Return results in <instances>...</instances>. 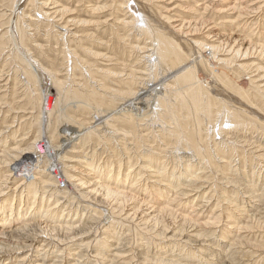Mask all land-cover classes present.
<instances>
[{"label": "bare ground", "instance_id": "1", "mask_svg": "<svg viewBox=\"0 0 264 264\" xmlns=\"http://www.w3.org/2000/svg\"><path fill=\"white\" fill-rule=\"evenodd\" d=\"M14 1L21 3L22 0ZM39 1H28L27 6L32 7V12L29 11L28 14L21 12L24 17L22 21L28 22L26 29L34 27L38 30L44 25L46 28L50 27L51 30L53 27L49 22H42L43 18L47 17V12L43 10L49 9V6L50 9L55 10L60 5L57 2H50V0H43L41 3ZM147 1L150 3V8H153L157 2L153 5L152 0ZM237 1L240 2L239 5H236ZM244 1L235 0L234 2L233 8L238 9L239 16H236L238 18H240L241 12L246 11L243 8L245 5L241 7V2L244 3ZM111 3V9L113 7L114 11L130 9L132 12L134 7L138 9L136 0H112ZM253 3L251 4L253 5ZM53 5L54 7L51 8ZM132 6L134 7L132 8ZM207 6L202 9L203 13L207 11ZM63 7L61 6L55 12L61 14L59 22L55 23V27L58 28L54 33V41L56 42L63 39L66 41L67 34H71L69 26L71 25L72 13ZM97 7H91V11H99ZM10 8L13 9L12 13H14L16 8L14 9V6ZM229 8L228 11L231 10ZM188 10L193 12V9ZM216 10L218 13L220 12L219 9ZM129 12L126 11L125 13L130 14L131 12ZM35 13L39 18H36ZM132 13L128 17L130 21L125 20V18L116 21L127 34L126 36L122 35L120 40L128 41V38L133 37L135 32H138L139 35H135L133 38H138L136 40L139 41L143 38V46H139V43L136 46L134 44L131 46L132 50L142 55L140 60L143 61H139L144 63L143 69H137L138 67L135 68V66L133 68L132 65L131 67L128 66L129 69H127L128 67L124 69L122 66L124 70L121 71L110 67L99 70V68L95 69L93 65H88L86 66L88 67L87 70L83 72L84 84L78 86L73 84L74 80L70 78L73 77L72 74L67 73L65 79L59 80L56 74L47 70L51 66L45 69L38 60L31 56L21 59L19 54L17 55L16 58L22 61L24 78L28 85H30L29 81L36 82L37 78H40L38 76L42 77L43 74L48 75L49 81L42 83V85L46 84L44 89H39V85L34 88L33 84V86H29L30 88L27 85V89H24L28 90L26 107L29 106V108L17 109L20 113L32 115L35 121V125H31L35 129L34 137L28 141L24 139L17 141L19 129L7 134L5 140L4 137L1 140L0 136V165L8 168L2 175L4 180H0V196H2L0 202V264H25V257L17 261V259L11 258L13 256L10 255L11 252L13 250L19 252L36 249L39 245L38 242L42 250H45L53 243L49 242L51 239L66 241L75 237L87 236L95 227L92 228V226L105 217V225H107L103 231V237L96 240L93 251L88 252L89 248H92L93 242H86L80 246L76 244L78 246L76 249L78 251L77 257L68 264H96L97 262H99L98 264H115L120 259V261L127 260V263L136 260L140 264H191V262L193 264H248L253 259H257L256 252L263 254V256L258 254L260 260L264 259V240H252L247 236L248 234L242 235L243 233H241L243 231L252 232V229L264 230V145L260 140L261 136L264 137V85L257 86V83L262 82V79L264 80V63L262 65L252 63L250 67L240 63L253 57L259 62L260 60L264 62V45H256L251 40L246 42L238 38L233 39L228 37V34H225L228 38L220 37L217 34L212 35L215 28L210 27L206 21H202V17L194 21H185L183 18L177 26L173 27L174 30L176 29V34H181L180 36L185 38L189 32H192L190 36H195L196 33L205 30V32L200 33L203 34L204 40L202 42L192 40L193 51L185 53L179 43L170 38L165 33V28L158 24L160 19L158 21L151 19L143 12L141 15ZM198 16L200 15L198 14ZM54 19L56 20V18ZM234 22L236 21L232 20L229 24L233 26ZM81 24L86 26L89 22L80 21L79 27ZM18 26L19 23L17 22L15 29L20 31L21 28ZM70 29L73 30V28ZM184 29L192 31L186 32ZM49 34L48 36H50ZM111 34L116 40L120 35L116 30H111ZM10 35L12 36V34ZM75 35L72 36L73 40ZM11 36L7 40L15 38H11ZM84 36L87 41L91 39L93 42L96 41V37L90 33ZM209 38H215L214 42H219L220 38L223 40L219 45L213 46L212 43L205 42ZM19 39L21 42V38ZM97 40L100 41V45L104 44H102L101 39ZM17 41L19 42V40ZM10 42L12 43V41ZM70 42L72 43V41ZM21 45L24 44L21 43ZM12 47L17 49V47ZM40 47L37 46L36 49L41 51ZM4 50L2 51L4 52ZM24 50L27 51V48L25 47ZM81 51L85 56L107 58L106 55L103 56L105 53L99 55L91 48H82ZM68 52L71 54L68 53L65 59L73 64L69 71H75L73 67L81 62L82 58L75 53L73 54L70 49ZM110 55L112 56L113 53ZM221 56L228 57L222 59ZM11 59L9 58V60ZM247 68L254 69L251 74L256 72L254 75L257 79L253 77L254 75H249L250 71L248 76L245 74L247 84L250 86V89L245 90L246 87L245 89L241 87L237 79L243 78L244 75L242 77L240 75L246 72ZM259 72L263 73V77L257 75L260 74ZM7 82L6 80L0 86V90L1 88L5 90L0 93H6L5 96H0V102L6 99L9 92L13 91L12 88L9 91ZM247 84L244 83V86ZM51 91L54 92L53 97L50 95ZM12 98L15 99V97ZM1 106L8 108L6 112H12L14 109L6 102L1 103ZM27 110L29 112H26ZM28 116L27 118H30ZM23 122L24 119L21 124ZM2 123L4 124L5 121ZM31 124L33 123L31 122ZM25 128L27 127L25 126ZM252 132L257 133V136L261 135L260 138L259 136L258 139L249 137L248 133ZM7 144L8 146H6ZM97 149H101L103 154L106 152L109 154L105 162L97 161ZM132 153L135 154V162L132 160ZM252 158L255 159L254 165V162L250 161ZM248 162L250 166H246ZM50 168L63 181L66 186L65 191L56 189L57 184L50 170H48ZM177 169L180 170L175 174ZM71 172L73 174H70ZM10 177L13 178V182L9 186L7 182ZM203 180L206 182L221 180L224 183V187L223 185L220 188L215 186V190L212 192H210L212 188H208L210 189V196H218V199L221 200L219 203L226 204L224 207L222 204L223 210L221 212H224L225 222H228V226L223 224L226 231L224 234H220L216 242L217 246L224 245L225 248V256L221 257L224 259L222 263L219 261L220 255L216 257L218 261L210 262L209 260L214 256L212 252L207 251L209 248L212 249L207 244L210 243L209 238L215 236V232L207 230V226L211 225L208 228L214 229L215 227L212 228L214 223L210 224L211 222L207 223V221L199 223L196 220L198 217H187V214L185 217L180 213L177 214L176 211L179 209V203L183 201V197L192 196L191 193L197 196L198 186ZM7 189L9 191L4 192ZM71 190L74 191L73 196L65 199V194ZM141 195L142 198L140 199ZM7 196L8 198H6ZM25 198H28L26 208ZM161 199L171 201L162 203ZM17 202L19 206L24 205L28 211L26 212L25 209L17 210L15 206ZM80 203L84 206L81 207ZM43 204L41 219L46 221L47 218H51L50 225L42 222L38 217L36 218L38 220L35 221L34 219L41 213ZM174 205V209L171 208ZM78 210L82 212L83 219L86 217L84 222L79 223L74 221L75 219L71 221L73 216L74 218L77 216ZM23 219L25 223L13 225V223H19L17 221ZM122 220L130 222L135 230L141 231L142 234L144 233L143 236L148 238L143 239V243L138 241L139 246H137L143 249H140L139 252L133 250L132 256L129 258L123 257L124 254L120 252L124 247H127V243H125L127 237L121 239L120 233L116 232L115 228L113 229L114 223ZM41 222L45 225H42ZM118 233L120 236L116 238ZM46 235L47 238H45ZM221 235H223L222 239H220ZM112 236L116 240L115 242L111 241L113 244L109 245ZM157 241L164 244L161 250H156L157 248L154 250L155 247H158V245L155 246ZM181 241H184L182 245ZM178 244L188 248L179 251V254L183 253L184 257L172 254L167 256L174 247L176 250L177 247L174 245L178 246ZM113 245H115L114 249ZM50 248L52 252L61 255L57 249ZM109 252L114 254H111L108 260L106 255ZM213 252L216 251L213 250ZM89 254L92 255V260H87ZM82 257L86 259L80 260ZM202 259L207 260V262L204 260L203 263ZM104 260L106 262H103ZM62 261H52L50 264H63L64 261ZM260 263L258 262V264Z\"/></svg>", "mask_w": 264, "mask_h": 264}, {"label": "rangeland", "instance_id": "2", "mask_svg": "<svg viewBox=\"0 0 264 264\" xmlns=\"http://www.w3.org/2000/svg\"><path fill=\"white\" fill-rule=\"evenodd\" d=\"M4 1V2H3ZM10 3H9V2ZM19 1V0H18ZM28 1L29 0H22L21 1V3H16L14 0L12 1V0H0V9H2V10H0V53L2 54H0L1 56H0V70L2 71H0V86H1V84H3L6 80L8 81L7 83H8V86H9V91H10V88H12L13 89V91H11V92H9L8 93V95L6 96V99H4V101H2V102H0V130H2V131H0V136H1V140L3 139L2 137H4V140H5V137L7 136V134H10L11 132H13V131H15V130H18L19 129V133H17V136H18V138H17V141H19V140H21V139H24L25 141H28L31 137H34V135H35V129H34V127H32L31 125H35V121H34V119H33V117H32V115L30 116V114H23V113H20V112H18L17 111V109L18 108H23V107H25V108H29V106L28 107H26V97H27V93H28V90L26 91V89H27V83H26V79L24 78V68H23V66H22V61L21 60H19L18 58H16L17 57V55L19 56V57H21V59H23V57H27V56H31V57H33V58H35L36 60H38V62L39 63H41L42 65H43V67L45 68V69H47V67H49V66H51V68L49 67L47 70L49 71V72H51V73H53V74H56V76L58 77V79L59 80H62V79H65V77H66V74L68 73V74H72L71 76H73V77H70V78H72L71 80H74V85H78V86H80V85H83L84 84V79H83V77H84V70H87V68L88 67H86V66H88V65H93V67L95 68V69H97V68H99V70H100V68L101 69H107V68H113V69H117V70H119V71H121L123 68L125 69V67H131L132 65V67L134 68V66H135V68H137V69H143V67H144V63L142 62H140V61H143L142 59L140 60V58L142 57V55L141 54H139V52L137 53V51H135V50H132L131 49V46H133V44L136 46V45H138V43L140 44L139 46H143L142 45V40H143V38H141V40L139 41V40H136V39H138V38H133L135 35H139V34H137L138 32H135L134 33V36L133 37H130V38H128V41H122V40H120V38L122 37V35L123 36H126L127 34H125V31L122 29V27H120L121 25L119 24H117V21L116 20H122V19H124L125 18V20H128V21H130V19L128 18L129 17V15L132 13V12H134L135 14H138V15H141V12H143L146 16H148V17H150L151 19H154V20H156V21H158L159 19L161 20H159L158 21V24H160L163 28H165V33L170 37V38H172L173 40H175L176 42H178L179 43V45L181 46V48H182V50L185 52V53H187V52H191V51H193V48H194V46H193V44H192V40H196V41H203L204 40V38H202V35L203 34H200V33H202V32H205V30H203L202 32H200V33H196V35L195 36H190L191 35V33L192 32H189V31H192V30H185L184 29V31H186V32H189L187 35L188 36H185V38L183 37V36H180V35H178V34H176L175 33V30L173 29V27L174 26H177L181 21H182V19L184 18L185 19V21H188V20H197V19H200L201 17V20L202 21H206L207 22V24L208 25H210V27H212L213 29H214V33H212V35H215V34H217V35H219L220 37H223V38H226L227 36L228 37H231V38H238V39H242V40H244V41H246V42H249L250 40L253 42V43H256V45H258L259 44V46L260 45H264V0H245L244 1V3L243 2H241V7H243L244 5L247 7V9H246V7L244 6L243 8H245V12L247 13V14H243V13H245V12H241V15H240V18H238V17H236V16H239V12H238V9H236V8H233L234 6H235V0H152L153 1V5L155 4V2H156V4L155 5H157V6H159V7H161V8H159V7H157V6H153V8H150V3L147 1V0H136V5L138 6L137 8L138 9H136L134 6H132V12H131V10L129 9V10H117V11H114L113 10V7H112V9H111V6L110 5H112V0H50V2H57L58 3V5H60L59 6V8H56L55 10L54 9H50V6H49V9H44L43 11L44 12H47V17L46 18H43L44 20L42 21L43 23L44 22H46V23H48L49 22V24H51V26L53 27V29H51L50 30V27H48V28H46V26H41L38 30H36L34 27H31L30 29L29 28H27L26 29V25L28 24V22H25V21H22V18H24L23 17V13L24 12H26V14H28V12L29 11H31L32 9V7L30 6H27L28 5ZM43 0H40L39 1V3H41ZM95 1V2H94ZM143 1V2H142ZM160 1V2H159ZM206 1V2H205ZM256 1H259V2H256ZM8 2V3H7ZM142 2V3H141ZM193 2H194V4H193ZM204 2V3H203ZM249 2H251V3H253V5L251 4V3H249ZM147 3V4H146ZM158 3V4H157ZM196 3H198V4H196ZM201 3V4H200ZM221 3H222V5H221ZM239 3L240 2H236V5H239ZM256 3H258V4H256ZM10 4V5H9ZM17 4V5H16ZM88 4V5H87ZM93 4V5H92ZM99 6H98V5ZM104 4V5H103ZM144 4V5H143ZM178 4V5H177ZM188 4V5H187ZM196 4V5H195ZM212 4V5H211ZM234 4V5H233ZM248 4H249V6H248ZM57 5V4H56ZM148 5V6H147ZM193 5V6H192ZM195 5V6H194ZM207 6L208 8L206 9L207 11H205V13H203V10L202 9H204V6ZM11 6H14V13H12V11H13V9L12 8H10ZM61 6H64L63 8H65V9H69L70 10V12L72 13V16L70 17V21H71V25L69 26V30L71 31V34H73V35H75V38H74V40H73V35H71V34H67V40L65 41L64 39L62 40V41H58V42H56V41H54L55 39H54V33H55V31H57L58 30V28H57V26L55 27V23H58L59 22V19H60V16H61V14L60 13H55L56 11H58L60 8H61ZM97 7V8H99L98 10L99 11H97L96 10V12H98V13H96V12H94V11H91V7ZM110 6V7H109ZM177 8H176V7ZM179 6V7H178ZM186 6H188V7H186ZM191 6V7H190ZM199 6V7H198ZM259 6H261V7H259ZM18 7H19V9H18ZM52 7H54V5L53 6H51V8ZM163 7V8H162ZM201 7V8H200ZM230 7V8H229ZM88 8V9H87ZM155 8V9H154ZM185 8V9H184ZM231 9L230 11H228L227 9ZM179 9H181V10H179ZM188 9H193V12L191 13ZM216 9H219L220 10V12L218 13L217 12V10ZM232 9H234V10H232ZM249 9H251V10H254V11H249ZM257 9V10H256ZM48 10V11H47ZM53 10V11H52ZM72 10V11H71ZM89 10V11H88ZM136 10V11H135ZM155 10H158V11H155ZM165 10V11H164ZM187 10V11H186ZM199 10V12H197ZM3 11V12H2ZM126 11H130L129 13L130 14H126L125 12ZM248 11V12H247ZM257 13H256V12ZM8 12H11V13H8ZM21 12H22V14H21ZM32 12V11H31ZM89 12H91V13H89ZM140 14H139V13ZM158 13V15H157V13ZM255 12V13H254ZM18 13V14H17ZM55 13V14H54ZM121 15H120V14ZM195 13V14H194ZM209 13V14H208ZM217 13V14H216ZM226 13V14H225ZM238 13V14H237ZM254 13V14H253ZM31 14H33V13H31ZM133 14V13H132ZM198 14L200 15V16H198ZM216 14V15H215ZM218 14H219V16H218ZM248 14H249V17H248ZM18 15V16H17ZM50 15V16H49ZM59 15V16H58ZM118 15V16H117ZM202 15V16H201ZM243 15V16H242ZM254 15V16H253ZM6 16V17H5ZM35 16H36V18H39L38 17V15H37V13H35ZM55 16H57V17H55ZM196 16H197V18H196ZM230 16V17H229ZM233 16V17H232ZM242 16V17H241ZM50 17V18H49ZM59 17V18H58ZM93 17V18H92ZM220 17V18H219ZM225 17H226V19H225ZM232 17V18H231ZM234 17H235V19H234ZM244 17V18H243ZM11 18V19H10ZM14 18V19H13ZM17 18V19H16ZM49 18V19H48ZM54 18H56V20L54 19ZM80 18V19H79ZM112 18V19H111ZM170 18V19H169ZM206 18V19H205ZM212 18V19H211ZM236 18H238L237 20H236ZM74 19V20H73ZM114 19H115V21H114ZM255 19V20H254ZM14 20V21H13ZM20 20V21H19ZM50 20L52 21L51 23H50ZM55 20V21H54ZM58 20V21H57ZM73 20V21H72ZM100 22H99V21ZM232 20H235L236 22H234V24L236 25H234L233 24V26H231L230 24H229V22L230 21H232ZM241 20V21H240ZM253 20V21H252ZM77 21V22H76ZM80 21H82V22H84V21H87V22H89V24H87L86 26H84L83 24H81V26L79 27V25H80ZM105 21H106V23H105ZM118 21V22H119ZM170 21V22H169ZM213 21V22H212ZM216 21V22H215ZM227 21V22H226ZM262 21V22H261ZM10 22V23H9ZM19 23V26H20V31H18L17 29H15V25H16V23ZM76 22V23H75ZM78 22H79V24H78ZM93 24H92V23ZM96 22V23H95ZM114 22H116V23H114ZM7 23V24H6ZM21 23H23V24H21ZM54 25H53V24ZM98 23V24H97ZM170 23V24H169ZM216 23V24H215ZM254 23V24H253ZM9 24V25H8ZM12 24V25H11ZM107 24V25H106ZM225 24V25H224ZM253 24V25H252ZM14 25V26H13ZM74 25V26H73ZM76 25V26H75ZM90 25V26H89ZM171 25V26H170ZM173 25V26H172ZM222 25V26H221ZM253 27H252V26ZM261 25V26H260ZM10 26V27H9ZM18 26V27H19ZM89 26V27H88ZM119 26V27H118ZM216 26V27H215ZM222 28H221V27ZM260 26V27H259ZM6 27H8V28H6ZM51 27V28H52ZM91 27V28H90ZM111 27H113V28H111ZM247 27H248V29H247ZM255 27V28H254ZM70 28H73V30L72 29H70ZM80 28V29H79ZM90 30V32H89V30ZM110 28V29H109ZM242 28V29H241ZM245 28V29H244ZM257 28V29H256ZM260 28V29H259ZM25 29H26V31H25ZM79 29V30H78ZM173 29V30H172ZM255 29V30H254ZM10 30V31H9ZM39 30H40V32H39ZM54 30V31H53ZM103 30V31H102ZM111 30H116V32L118 31V33L120 34V35H118V39L116 40L115 39V37L114 36H112V34H111ZM126 30V29H125ZM243 30V31H242ZM251 30V31H250ZM15 31H18V32H15ZM22 31H23V33H22ZM28 31V32H27ZM43 31V32H42ZM60 31V30H59ZM248 31H250V32H248ZM19 32H21V34H19ZM31 34H30V33ZM50 34H49V33ZM53 32V33H52ZM128 32H130V31H128ZM4 34V36H3V34ZM6 33V34H5ZM12 34V36L10 35V34ZM27 33V34H26ZM92 34V35H94L96 38H95V40L96 41H92L93 39H91V40H89V41H87V40H85V34ZM122 33V34H121ZM229 33H230V35H229ZM251 33V34H250ZM40 34V35H39ZM48 34L50 35V36H48ZM225 34H228L227 36L225 35ZM250 34V35H249ZM253 34V35H252ZM9 35V36H8ZM18 35V36H17ZM30 35V36H29ZM42 35V36H41ZM81 35V36H80ZM178 35V36H177ZM233 35V36H232ZM258 35V36H257ZM11 36V38H13V37H15V38H13V40L11 39V40H7V39H9L8 37H10ZM17 36V37H16ZM20 36V37H19ZM79 36V37H78ZM116 36V35H115ZM120 36V37H119ZM251 36V37H250ZM26 37H27V39H26ZM29 37V38H28ZM37 37H38V39H37ZM48 37H49V39H48ZM51 37V38H50ZM72 37V38H71ZM98 37V38H97ZM113 37V38H112ZM141 37H144V36H141ZM227 37V38H228ZM249 37V38H248ZM253 37V38H252ZM258 37H260V38H258ZM18 38V39H17ZM19 38H21V42H20V39ZM223 38H220L219 39V42H214L216 39L214 38H209V40H205V42H208V43H212L213 44V46H215V45H219L220 44V42H222V40H223ZM258 38V39H257ZM2 39V40H1ZM71 39V40H70ZM97 39H101L102 40V44L104 43H106L105 45L103 44V45H100V41L99 40H97ZM130 39V40H129ZM185 40V41H183V40ZM211 39V40H210ZM17 40H19V42L17 41ZM47 40V41H46ZM51 40V41H50ZM69 40V41H68ZM126 40H127V38H126ZM249 40V41H248ZM9 41H12V43L10 42L9 43ZM15 41V42H14ZM23 41V42H22ZM70 41H72V43L70 42ZM76 41H78V42H76ZM121 41V42H120ZM132 41V42H131ZM137 41V42H136ZM210 41V42H209ZM213 41V42H212ZM258 41V42H257ZM14 42V43H13ZM32 44H30V43ZM68 42V43H67ZM73 42H75L74 44H73ZM80 42V43H79ZM91 42V43H90ZM117 42V43H116ZM118 42H120V43H118ZM9 43V44H8ZM21 43L22 44H24V45H21ZM71 43V44H70ZM78 43H79V45H78ZM91 45V47H90V45ZM114 43V44H113ZM125 43V44H124ZM131 43V44H130ZM217 43V44H216ZM11 44V45H10ZM12 44H14V45H12ZM39 44V45H38ZM94 44V45H93ZM119 44V45H118ZM59 45V46H58ZM69 45V46H68ZM71 45V46H70ZM108 45V46H107ZM130 46V47H128V46ZM12 46H14V47H17V49L15 48H13ZM21 46H23V47H21ZM40 47V49H41V51H39L38 49H36V47ZM119 46V47H118ZM7 49H6V48ZM11 47V48H10ZM27 48V51H25L24 50V48ZM50 47V48H49ZM75 47V48H74ZM125 47V48H124ZM20 50H19V49ZM43 48V49H42ZM82 48H91V50H93L94 52H98L97 54H99V55H103L104 53V55L103 56H105L106 55V57L108 58H101V57H91L90 55H88V56H85V55H83V53H82V51H81V49ZM104 48V49H103ZM123 48V49H122ZM5 49V50H4ZM13 49H14V51H13ZM70 49V51H73V54L75 53L77 56H81V58H82V60H81V62H78L76 65H75V67H73V70H74V68H75V71H76V73H75V71H69V70H71V66L73 65V64H71V61H69V62H67V60L65 59V56H68V53H69V55L71 54L70 52H68V50ZM121 49V50H120ZM2 50H4V52L2 51ZM126 50V51H125ZM130 50V51H129ZM21 53H19V52ZM23 51V52H22ZM78 51V52H77ZM107 51V52H106ZM109 51V52H108ZM117 53H116V52ZM135 51V52H134ZM13 52V53H12ZM15 52H16V54H15ZM30 53V55H29V53ZM124 52V53H123ZM131 52H132V54H131ZM8 53H9V55H8ZM26 53V54H25ZM78 53H79V55H78ZM113 53V55L111 56L110 54H112ZM135 53V54H134ZM8 56H7V55ZM13 54V55H12ZM15 54V55H14ZM117 54V55H116ZM6 55V56H5ZM12 55V56H11ZM21 55H23V56H21ZM135 55V56H134ZM14 56V57H13ZM122 56V57H121ZM72 57V56H71ZM88 57H89V59H88ZM137 57V58H136ZM222 57V59H227V57L228 56H221ZM9 58H12L11 60H9ZM15 59V61H14V59ZM73 58V57H72ZM84 58V59H83ZM95 58V59H94ZM111 58V59H110ZM123 58V59H122ZM129 58H130V60H129ZM104 59V60H103ZM114 59V60H113ZM259 59V58H258ZM261 59V58H260ZM259 59V60H260ZM2 60V61H1ZM136 60H138V61H136ZM140 60V61H139ZM248 60V61H247ZM247 60H245V61H242V62H240V63H242V64H244V65H249L248 67H250V65L252 64V63H255V64H260V65H262L264 62H261V60H260V62L258 61V60H256V58L255 57H253V58H250V59H247ZM252 60V61H251ZM13 61V62H12ZM115 61H116V63H115ZM128 61H129V63H128ZM254 61V62H253ZM264 61V60H263ZM18 62H19V64H18ZM139 62V63H138ZM15 63H17V64H15ZM69 63V64H68ZM237 63V62H236ZM21 64V65H20ZM50 64V65H49ZM65 64V65H64ZM104 64H106V65H104ZM110 64H111V66H110ZM131 64V65H130ZM140 64H141V66H140ZM238 64V63H237ZM236 64V65H237ZM83 65V66H82ZM109 65V66H108ZM17 66V67H16ZM77 66V67H76ZM80 66V67H79ZM82 66V67H81ZM108 66V67H107ZM121 68H120V67ZM122 66H123V68H122ZM11 67V68H10ZM15 67V68H14ZM119 67V68H118ZM129 67L127 68V69H129ZM17 68V69H16ZM22 69V70H19V69ZM123 69V70H124ZM249 69V70H248ZM252 70L254 71V69L253 68H247L245 71L246 72H244L243 74H241L240 76L242 77L243 75V78H239L240 80H238L237 79V81H238V84H240L241 85V87H244V89H245V87H246V89L245 90H247V89H250V86H248V84H247V81H246V75L248 76V73H249V71H250V73H249V75L250 76H253L254 74H256V72H253L252 74H251V72H252ZM22 71V72H21ZM66 71H69V72H66ZM81 71V72H80ZM74 72V73H73ZM23 73V74H22ZM260 74H257L259 77H263V73L262 72H259ZM16 74V75H15ZM76 74V75H75ZM246 74V75H245ZM263 74V75H262ZM5 76V77H4ZM19 76V77H18ZM44 76V77H43ZM75 76V77H74ZM201 76V75H200ZM256 75H254L253 77H255ZM38 77H40V78H37V81L36 82H34V81H29V83H30V85H32L33 86V88L35 87V86H37V85H39L38 87H39V89L41 88V89H44V87L46 86V84L44 83V85H42V83L43 82H46V81H49L48 79H49V77H48V75H42V77L41 76H38ZM46 77V78H45ZM80 77V78H79ZM256 79H257V77H255ZM4 79V80H3ZM20 81H19V80ZM3 80V81H2ZM12 80V81H11ZM17 80V81H16ZM38 80H40V81H38ZM42 81V82H41ZM262 82H260V83H257V86H260V84H262L261 86H263L264 85V80L262 79L261 80ZM76 82V83H75ZM37 83V84H36ZM244 83L245 84H247L246 86H244ZM36 84V85H35ZM12 85H15V86H12ZM23 85V86H22ZM26 85V86H25ZM30 85H28V88H30L29 86ZM22 86V87H21ZM25 86V87H24ZM15 87V88H14ZM23 88V89H22ZM24 88H26V89H24ZM30 90V89H29ZM1 91H5L4 90V88H1V90H0V92ZM21 92V93H20ZM26 93V94H25ZM11 94H13V95H11ZM20 94V95H19ZM2 95H6V93L5 92H2V94L0 93V96H2ZM50 95H51V97H53V95H54V92H50ZM12 97H15V99H13ZM20 97V98H19ZM25 99V100H24ZM3 102H6V104L7 105H10L11 107H14V109H13V111L12 112H6L7 110H8V108L7 107H3V106H1V103H3ZM12 102V103H11ZM15 105V106H14ZM16 110V111H15ZM21 111H23L22 109H20ZM15 112V113H14ZM26 112H29V110H27ZM20 113V114H19ZM26 115V116H25ZM29 115V116H28ZM17 116V117H16ZM27 116L28 117H30V118H27ZM35 116V115H34ZM17 119H16V118ZM24 119V122L21 124V121ZM27 121H26V120ZM30 119V120H29ZM32 119V120H31ZM3 121H5V123L3 124L2 122ZM31 122L33 123V124H31ZM6 124V125H5ZM8 124H9V126H8ZM5 126H6V128H5ZM25 126L27 127V128H25ZM30 126V127H29ZM226 126V125H225ZM3 127V128H2ZM29 128V129H28ZM8 129V130H7ZM34 129V130H33ZM7 131H8V133H7ZM6 132V133H5ZM26 132V133H25ZM30 132V133H29ZM250 136L249 137H252L253 139H258V136H259V138H260V136L261 135H258L257 136V133H255V132H252V133H248ZM253 134V135H252ZM22 135H23V137H22ZM16 136V137H17ZM20 136V137H19ZM27 136V137H26ZM40 137H41V135H40ZM27 139V140H26ZM38 140V139H37ZM260 140L262 141V145H264L263 143H264V137H262L261 136V138H260ZM15 143V142H14ZM6 146H8V144L6 145ZM12 147V146H11ZM167 148H169L168 146H166ZM162 148H164V147H162ZM97 156H96V159H97V161H99V162H102V161H104L105 162V160L107 159V157L109 156V154L106 152V154L104 153H102L103 151H101V149H97ZM106 151V150H105ZM1 152V151H0ZM106 155V156H105ZM131 156H133V161L135 160V154L134 153H132L131 154ZM253 159V160H252ZM252 159H250V161L253 163V165L255 164V159L254 158H252ZM109 160V159H108ZM135 162V161H134ZM125 163V162H124ZM257 164H259L258 162H257ZM260 165V164H259ZM263 165H264V163H263ZM262 165V163H261V166H263ZM246 166H250L249 165V162L246 164ZM2 168V169H1ZM3 168H5V166L3 165H0V173H1V175H0V180L1 181H3L4 179H3V177H2V175H4L5 174V172L4 171H7L8 170V168L6 169H3ZM247 169L249 168V167H246ZM2 170V171H1ZM49 170V169H48ZM122 170H123V168H122ZM180 170V169H179ZM179 170L177 169V171L175 172V174H177L178 172H179ZM48 172V171H47ZM181 172V171H180ZM246 172V171H245ZM70 174H73L72 172L70 173ZM176 176H178V175H176ZM14 177V176H13ZM210 179V178H209ZM13 182V178L12 177H10L9 178V181L7 182L8 183V185L10 186V183H12ZM213 182H215V183H213ZM6 183V184H7ZM203 183V184H202ZM213 184V185H212ZM223 185V187H224V183L221 181V180H219V181H210V182H206V181H204L203 180V182L201 181L200 182V185L198 186L199 188H198V190L197 191H199L198 193H197V196H196V194H192L191 193V195L192 196H185V197H183L182 199H183V201L181 202V203H179V209H176V211L178 212L177 214H181L182 216H185L186 214L188 215L187 217H192L193 218V216H195V217H198V219H196L195 217H194V220L196 219V220H198L199 221V223L200 222H206L207 221V223H209V222H211L210 224H213L214 223V225L212 226V228H214V229H209L208 227L209 226H211V225H208L207 226V230H209V231H214L215 232V236H213V237H211V238H209V242L210 243H207V244H209V246L213 249V250H215L216 252H213V250L211 249L210 250V248H209V250L207 249V251L208 252H212V254H213V258H214V260H213V258H211V260H209L210 262H216V261H218V259L216 258V257H218L219 255V257L221 258V257H224L225 256V248H224V245H218L217 246V244H216V242L218 241V239H219V236H220V234L222 233V234H224V232L226 231V227L228 226V222H225L226 220V217H225V214H224V212H221V210H223V207H224V204L225 203H222L223 204V207H222V204H220L219 202L221 201L220 199H218V196H210V192H212L213 190H215L214 189V187L215 186H217V187H219L220 188V186H222ZM3 186H4V184H3ZM207 186V187H206ZM210 187V189L212 188V190L209 192V190L210 189H208ZM226 187V186H225ZM7 191H9V189H7V190H5L4 192H7ZM207 194H206V193ZM73 193H74V191H70L68 194H65L66 195V197H65V199H67V198H69V196H73ZM201 194H202V196H201ZM203 194H204V197H203ZM64 195V196H65ZM206 195H208V196H206ZM12 196V195H11ZM196 196V197H195ZM2 196H0V202H1V198ZM10 197V196H9ZM200 197H201V199H200ZM239 197H241V196H239ZM6 198H8V196L6 197ZM5 198V199H6ZM142 198V195L140 196V199ZM196 198V199H195ZM214 198V199H213ZM27 199L28 198H25V202H24V204H25V208H26V204H27ZM212 199V200H211ZM201 200V201H200ZM206 200V202H203V201H205ZM208 200V201H207ZM161 201H162V203H169V201H171V200H169V201H167L166 199L164 200V199H161ZM198 201V202H197ZM195 202V203H194ZM193 203V204H192ZM208 203V204H207ZM210 203V204H209ZM212 203V204H211ZM181 204V205H180ZM198 204V205H197ZM203 204V205H202ZM206 204V205H205ZM214 204V205H213ZM77 206L79 205V204H76ZM83 204H81L80 203V206L81 207H83L82 206ZM176 205V204H175ZM175 205L174 206H171V208H173L174 209V207H175ZM197 205V206H196ZM202 207H201V206ZM226 205V204H225ZM247 205H248V203H247ZM250 206L252 205V204H249ZM16 206V208H17V210H20V211H22V210H24L25 208H24V205H21V206H19V203L17 202V204L15 205ZM43 207H42V209H41V213L40 214H38V216H35L34 217V219H35V221L36 220H38L39 218L41 219V217H42V215H43V208H44V204L42 205ZM208 206V207H207ZM210 206V207H209ZM249 206V207H250ZM194 207H198V209H194ZM214 207V208H213ZM193 211H192V210ZM201 209H202V211H201ZM209 209V210H208ZM190 210V211H189ZM213 210V211H212ZM217 210V211H216ZM220 210V211H219ZM25 211L27 212L28 211V209H25ZM194 211H195V214L193 215V213H194ZM200 211V212H199ZM190 212V214H188ZM192 212V213H191ZM197 212V213H196ZM203 212V213H202ZM208 212V213H207ZM211 212V213H210ZM221 215H220V214ZM223 213V214H222ZM80 214V215H79ZM192 214V215H191ZM197 214V215H196ZM212 214V216H210V215ZM245 214V213H244ZM73 215H75V213H73ZM76 217L74 218V216L72 217L73 219L71 220V221H73L74 219V221H77V222H79V223H81V222H84L85 220H86V217H84V219H83V215H82V212H80V210H78V213H76ZM216 215V216H215ZM32 216H34V215H32ZM31 216V217H32ZM208 216V217H207ZM38 217V219H36ZM108 217V216H107ZM186 217V216H185ZM210 217V218H209ZM217 217H218V219H221V220H219L218 221V219H217ZM206 218V219H205ZM208 218V219H207ZM69 219V218H68ZM105 219H106V217L105 218H102L99 222H97V223H95L93 226H92V230H91V233H89V235H87V236H80V237H75V238H72L71 240H66V241H56L55 239H49L50 241V243L51 242H53L52 244H51V246L50 247H52V249H57V251H59L60 253L59 254H61V255H58V254H56L55 252H52V250H51V248L50 247H48V249H45V250H42V248L40 247L41 245H40V243L38 242V247L36 248V249H30L29 251H25V250H21V251H16V250H13L11 253L12 254H10L12 257L11 258H15V259H17V261L18 260H21V258H23V257H25V261L26 262H28V264H37V263H39L40 262V264H42L44 261V263L45 264H50L52 261H62L63 262V264H68L69 262H72V261H74V259L77 257V250L76 249H78V246H80V245H82V244H86V242H90V243H92V248H89V250H88V252H92L93 251V248L95 247V242H96V240L97 239H99V238H101V237H103V231H104V229L106 228V225H105ZM215 219V220H214ZM42 220V219H41ZM79 220V221H78ZM84 220V221H83ZM104 220V221H103ZM205 220V221H204ZM214 220V221H213ZM35 221H32V222H35ZM51 221H52V219L51 218H47V220L46 221H43L42 220V222H45L47 225H50L51 224ZM224 221V222H223ZM17 222H19V223H13V225H16V224H22V223H25L24 222V219L23 220H20V221H17ZM29 222V221H28ZM28 222H26V223H28ZM31 222V223H32ZM41 222V223H42ZM124 222V223H123ZM217 222H218V224H217ZM31 223H29V224H31ZM102 223V224H101ZM127 223V224H126ZM216 223V224H215ZM105 226H104V225ZM221 224V225H220ZM223 224L225 225L226 224V227L225 226H223ZM42 225H45V224H43L42 223ZM98 225V226H97ZM120 225V226H119ZM220 225V226H219ZM118 226V227H117ZM101 227V228H100ZM120 227V228H119ZM217 227V228H216ZM115 228V231L116 232H119L120 233V235H119V233H118V235L116 236V238H119V236H120V238L121 239H124V238H126L127 239V241H125V243H127L126 245H127V247H124L120 252H122V254H124V255H122L123 257H126L127 256V258H129V257H131L132 255V251L134 250H137L136 252H139V250L140 249H143V248H140V247H138L139 245V242L140 243H143L144 242V240L143 239H148V238H145L144 236H143V234H142V232L141 231H139V230H135L132 226H131V223L130 222H128V221H126L125 222V220H122V221H116V223H114V227H113V229ZM118 228V229H117ZM122 228V229H121ZM224 228V229H223ZM102 230V231H101ZM111 230V229H110ZM118 230V231H117ZM122 230V231H121ZM254 230V231H253ZM1 231V230H0ZM221 231V232H220ZM252 232H250V231H243V232H241V233H243L242 235H246V234H248L247 236H249V238L250 239H252V240H264V230H261V229H252L251 230ZM248 232V233H247ZM134 233V234H133ZM246 233V234H245ZM125 234V236H123ZM130 234V235H129ZM211 234V233H210ZM263 234V235H262ZM45 235V234H44ZM127 235V236H126ZM122 236H123V238H122ZM130 236V237H129ZM260 236V237H259ZM263 236V237H262ZM86 237V238H85ZM88 237V238H87ZM95 237V238H94ZM222 237H223V235H221V237H220V239H222ZM45 238H47V235H46V237ZM48 238H50V237H48ZM93 238V239H92ZM136 238H137V240H136ZM113 239V240H112ZM129 239V240H128ZM215 239V240H214ZM217 239V240H216ZM52 240H54V241H52ZM90 240V241H89ZM115 237H110V242H109V245H112L113 244V242H115ZM135 240H136V244H135ZM142 240V241H141ZM69 241V242H68ZM71 241V242H70ZM111 241H113V242H111ZM139 241V242H138ZM220 241V240H219ZM264 242V241H263ZM181 243V245H182V243H184V241H181L180 242ZM78 246H77V245ZM129 244V245H128ZM155 246H157L158 245V247H155L154 248V250L156 249V250H161L163 247H164V244H162V242H160V241H157V242H155ZM212 244V245H211ZM36 245V246H37ZM125 245V246H126ZM138 245V246H137ZM180 244H178V246L177 245H174V246H176L177 248H176V250H175V247H174V249H173V251H170V253H168L167 254V256H171V254L172 255H180L181 257H184V254L183 253H180L179 254V251H181V250H183V249H188V248H186V247H184V246H181ZM187 245H189V244H187ZM77 246V247H76ZM114 246V247H113ZM112 247H113V249L115 248V245H113ZM180 246V247H179ZM214 246V247H213ZM62 247V248H61ZM72 247V248H71ZM129 247V248H128ZM131 247V248H130ZM134 247V248H133ZM71 248V249H70ZM74 248V249H73ZM127 248V249H126ZM129 249V250H128ZM131 249V250H130ZM71 250V251H70ZM219 250V251H218ZM73 251V252H72ZM111 251H112V249H111ZM71 252V253H70ZM108 252V251H107ZM106 252V253H107ZM172 252V253H171ZM219 252V253H218ZM40 253V254H39ZM126 253V254H125ZM221 253V254H220ZM29 254H31V255H29ZM38 254H39V256H38ZM111 254H112V252H109L107 255H106V257H107V259L109 260V258H110V256H111ZM114 254V253H113ZM112 254V255H113ZM129 254V255H128ZM170 254V255H169ZM224 254V255H223ZM258 254L260 255L261 254V252H256L255 253V256L257 257V259H253L250 263H248V264H256V261H257V264H258V262H261L260 264H262V263H264L263 261H264V259L263 260H260V257L258 258ZM26 255V256H25ZM46 255V256H45ZM65 255V256H64ZM109 255V256H108ZM217 255V256H216ZM222 255V256H221ZM262 256H263V254H261ZM16 256H18V257H16ZM70 256V257H69ZM38 257V258H37ZM46 259H45V258ZM92 255L91 254H89L88 255V258H87V260L89 259V260H92ZM8 258V257H7ZM37 258V259H36ZM44 258V259H43ZM31 259V260H30ZM51 259V260H50ZM55 259V260H54ZM60 259H62V260H60ZM65 259V260H64ZM86 258L85 257H82L80 260H85ZM106 259V260H107ZM196 259H197V257H196ZM3 260H4V258H3ZM29 260V261H28ZM106 260H104L103 262H106ZM121 260V259H120ZM120 260H117V261H115V262H117V263H115V264H140V262H138V261H136V260H133L132 261V263L131 262H126V261H120ZM204 260L205 259H202V261H203V263H204ZM36 261H38V262H36ZM42 261V262H41ZM206 262H207V260H205ZM219 261L222 263V261H224V259H219ZM26 262H25V264H26ZM93 262V261H92ZM205 262V263H206ZM253 262V263H252ZM43 263V264H44ZM99 262H97L96 264H98ZM71 264V263H70ZM101 264V263H100ZM103 264V263H102ZM107 264H109V263H107ZM191 264H193L192 262H191ZM216 264V263H215Z\"/></svg>", "mask_w": 264, "mask_h": 264}, {"label": "built area", "instance_id": "3", "mask_svg": "<svg viewBox=\"0 0 264 264\" xmlns=\"http://www.w3.org/2000/svg\"><path fill=\"white\" fill-rule=\"evenodd\" d=\"M49 170H50V173H51L55 183L57 184L56 185V189L59 190V191H65V187L66 186L63 184V181L60 180L61 178L59 176L55 175L54 170H52L51 168Z\"/></svg>", "mask_w": 264, "mask_h": 264}]
</instances>
